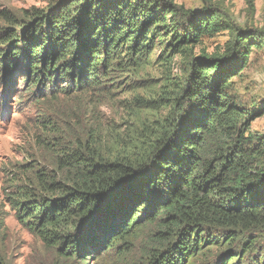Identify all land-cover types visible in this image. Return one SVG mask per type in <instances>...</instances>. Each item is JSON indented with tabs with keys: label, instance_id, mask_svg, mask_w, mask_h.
Wrapping results in <instances>:
<instances>
[{
	"label": "trees",
	"instance_id": "1",
	"mask_svg": "<svg viewBox=\"0 0 264 264\" xmlns=\"http://www.w3.org/2000/svg\"><path fill=\"white\" fill-rule=\"evenodd\" d=\"M210 1L198 12L171 0H56L20 14L1 7L0 82L13 89L18 69L19 97L32 100L115 88L150 62L156 44L171 62L167 52L191 53L220 32ZM253 38L192 57L171 116L123 152H106L94 133L84 138L73 126L62 136L41 119L38 140L52 166L30 160L12 172L8 199L19 222L61 258L85 264L124 257L145 230L154 245L147 264H185L206 246L219 254L215 264H264V134L248 133L255 115L228 81L264 47Z\"/></svg>",
	"mask_w": 264,
	"mask_h": 264
},
{
	"label": "rangeland",
	"instance_id": "2",
	"mask_svg": "<svg viewBox=\"0 0 264 264\" xmlns=\"http://www.w3.org/2000/svg\"><path fill=\"white\" fill-rule=\"evenodd\" d=\"M54 1L0 0V8L20 14L33 6L46 8ZM171 1L195 12L204 7L202 0ZM208 3L221 13L223 29L220 32L202 36L192 46L191 53L167 52L171 62L161 60L163 46L156 44L149 56L150 62L137 70L136 75L120 78L115 88L72 96L60 93L32 100L27 95L19 97L25 93V87L18 69L13 73V89L0 82V264H85L73 258H61L55 248L47 246L19 222L8 199L12 172L21 164L36 160L51 165L50 156L38 140L41 119L54 120L62 130V136L69 134L73 126L84 138L94 133L106 152H123L133 136L140 135L148 126L155 130L165 117L171 116L169 103L176 95L175 86L183 85L192 57L204 52L222 54L231 41L243 34L253 35L254 42L264 39V0H252V5L249 0H211ZM8 75L2 77L7 79ZM228 79L229 92L236 103L255 115L248 133L264 134V47L252 49L244 69ZM162 98L170 100L162 101ZM154 100L158 101V106H154L156 109L147 108L145 103ZM148 233V230L142 231L134 241L132 251L124 257L108 253L99 264H147L146 256L154 247L146 240ZM91 258L86 264L98 263L97 258ZM218 259L216 249L206 246L196 258L186 263L215 264Z\"/></svg>",
	"mask_w": 264,
	"mask_h": 264
}]
</instances>
